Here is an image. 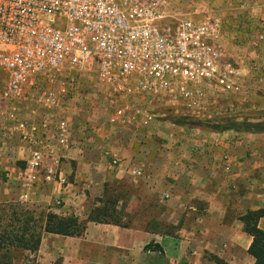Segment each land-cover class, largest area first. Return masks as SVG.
<instances>
[{
  "label": "crops",
  "instance_id": "0c3cea01",
  "mask_svg": "<svg viewBox=\"0 0 264 264\" xmlns=\"http://www.w3.org/2000/svg\"><path fill=\"white\" fill-rule=\"evenodd\" d=\"M199 2H213L225 11L235 6L238 18L234 21L241 27L264 24V0ZM242 53L243 57L254 58L255 52ZM259 75L264 76V72ZM84 76L85 83L83 78H76V85L57 113L35 101L18 104L17 119L25 123L44 119L51 125L59 118L65 119L70 143L63 152L60 168L68 178L67 184L54 181L37 187L26 203L19 199V172L30 147L8 120L9 107L0 104V235L10 222L12 225L7 228L14 225V229L24 217L30 219L27 236L31 230L40 231L34 252L8 240L0 241V264H149L159 254L144 248L151 242L160 245L166 264H213L208 259L210 254L231 264H253L254 257L247 251L252 236L244 231L239 217L264 209V131L198 133L163 129L159 134L168 144L160 148V180H154V175L143 171L150 157L141 141L147 137L145 128L138 123L120 126L109 121L108 113L107 117L102 116L99 102L104 100L107 88L96 76ZM50 131L40 139L54 143ZM189 142L197 150L188 147ZM223 155L232 160L230 173L222 169ZM125 176L133 177V187L140 192L144 186L157 190L160 185V210L155 211L160 221L128 227L87 221L80 236L43 230L48 211L87 218L92 208L100 205L101 190L114 181L121 183ZM58 196L62 199L60 205L54 202ZM130 197L136 203L134 217L149 212L142 206L143 194ZM154 223L157 228L151 227ZM258 226L264 229V216L259 218ZM19 251L23 254L21 261L15 254Z\"/></svg>",
  "mask_w": 264,
  "mask_h": 264
},
{
  "label": "built area",
  "instance_id": "2783aa9c",
  "mask_svg": "<svg viewBox=\"0 0 264 264\" xmlns=\"http://www.w3.org/2000/svg\"><path fill=\"white\" fill-rule=\"evenodd\" d=\"M198 2L0 0V104L30 147L19 172L21 202L37 187L67 184L60 168L70 143L65 119L25 123L18 104L35 101L56 112L80 71L95 69L109 91V121L125 127L177 115L214 121L220 97L248 91L251 76L222 46L224 20ZM256 37L264 41V32ZM48 130L54 143L40 139ZM231 168L223 155V171Z\"/></svg>",
  "mask_w": 264,
  "mask_h": 264
},
{
  "label": "rangeland",
  "instance_id": "374dc122",
  "mask_svg": "<svg viewBox=\"0 0 264 264\" xmlns=\"http://www.w3.org/2000/svg\"><path fill=\"white\" fill-rule=\"evenodd\" d=\"M200 1V0H199ZM200 9H209L213 10L215 15H219L225 22L224 26V34L222 38V46L225 51L234 59L238 61L239 65L242 67L244 72L249 73L251 76L249 81L248 91L242 92L240 94L233 95H225L219 98V103L216 105V112L213 113V116L216 120L222 119L224 116H233V117H243V116H254V117H262L264 113V85L262 84L264 76H260L259 72H264V58H258L260 55H264V53H260L259 51H264V41L257 40V34L261 31L264 32V24L262 25H242L234 21V19L238 18V12L234 8L230 11H225L220 5L209 3L206 5H201L198 2ZM229 38V39H227ZM247 51L248 54L251 52H255L253 57L249 58L246 56L243 57L242 52ZM243 57L242 59H237ZM241 61V62H240ZM82 73H76V77L80 78L84 81L87 79V76H84V73L91 74L92 76H96L95 69L91 70H83L80 71ZM77 81V80H76ZM5 82V76L3 71L0 69V89L3 87ZM82 83V82H81ZM107 88V87H106ZM106 91V96L103 101L99 102L100 108L99 112L102 116L107 117V113L112 109V105L109 101V91ZM255 106L254 108H252ZM258 107H261L257 109ZM186 119V118H185ZM188 121L187 124H177L173 122V119H164L160 120L157 118L153 121L149 126L144 127V132L146 134V139H142V143L146 145L148 150V155L150 156L146 159L147 165L143 168L145 174H152L155 176V179L158 178L160 180V148H163L165 144H168V141L162 137H160L159 131L161 130H171V131H186V130H195L198 133L209 132L212 131L209 126L205 123L197 124L198 122H191L192 119H186ZM192 144L189 142L188 147H191ZM193 147V146H192ZM145 160V158H144ZM132 176H125L121 178V183L112 182L109 187V193L113 194L116 191L119 192L120 199L118 205L121 207V221L122 223H127L131 226H138L140 223H145V221H160L155 214V211L160 210V196L158 198V190L160 191V185L157 187V190H154L155 187L144 186L141 189V192L138 189H135L132 184ZM68 179V178H67ZM146 183H149V178H146ZM113 181V180H111ZM116 189L112 191V189ZM156 189V188H155ZM103 193V189L101 190ZM101 193V194H102ZM139 193L143 194V202L142 206L145 210L149 212L144 216L134 217V211L136 209V203L132 201L133 195H138ZM143 223V224H144ZM152 228H157L156 224H152ZM150 227V228H151ZM155 243L152 242V245ZM157 251L159 254L155 255L152 262L149 264H165L162 253ZM18 260L21 261L23 258V254L19 252H15ZM19 262V261H18ZM17 262V263H18Z\"/></svg>",
  "mask_w": 264,
  "mask_h": 264
},
{
  "label": "trees",
  "instance_id": "16d2710c",
  "mask_svg": "<svg viewBox=\"0 0 264 264\" xmlns=\"http://www.w3.org/2000/svg\"><path fill=\"white\" fill-rule=\"evenodd\" d=\"M262 115V117H257V119H251L248 116L233 117L228 115L219 120L214 119V121L202 120L189 115H177L171 119L174 120L173 122L180 125L187 124L188 121L186 119H192L191 122H198L197 124L205 123L212 131L217 132L226 130L238 132H262L264 131V113ZM109 187L104 188L103 193L99 197L100 205L92 208L87 218L80 219L76 215L59 216L48 211L45 216L43 230L49 233L65 236H80L86 228L87 221L111 223L122 227H128L129 225L127 223H122L121 221V207L118 206L120 199L119 192L116 191V193L111 194L109 193ZM115 190L116 189L114 188L112 189V191ZM262 216H264V209L248 211L239 217L243 222L244 231L252 236V241L247 251L254 257L253 264H264V229L258 226V220ZM29 220L28 217H24L14 229V225L11 228H7L12 225L10 222L7 227L4 228V232L0 235V241L8 240L17 243L26 250L34 252L39 245L40 231L36 232L31 230L29 236H27L26 234L30 230ZM144 248L158 250L160 253L162 252L160 245L157 243H155L153 247L152 242L148 243ZM208 259L212 261L213 264H231L215 254L208 255Z\"/></svg>",
  "mask_w": 264,
  "mask_h": 264
}]
</instances>
